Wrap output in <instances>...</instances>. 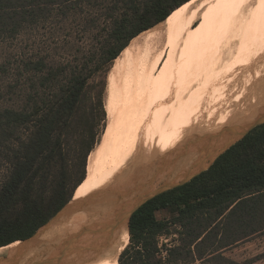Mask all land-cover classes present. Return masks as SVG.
<instances>
[{
    "label": "bare ground",
    "instance_id": "1",
    "mask_svg": "<svg viewBox=\"0 0 264 264\" xmlns=\"http://www.w3.org/2000/svg\"><path fill=\"white\" fill-rule=\"evenodd\" d=\"M163 24V31L132 39L113 63L104 140L89 161L84 182L32 238L0 248V259L20 253L27 259L115 216L159 164L177 159L176 173L187 161L189 148L182 149L190 140L264 111V0H190ZM221 90L189 111L195 101ZM202 119V128L189 139L188 130ZM180 149L184 153L176 154ZM128 237L123 234L113 254L91 264H117Z\"/></svg>",
    "mask_w": 264,
    "mask_h": 264
},
{
    "label": "trees",
    "instance_id": "2",
    "mask_svg": "<svg viewBox=\"0 0 264 264\" xmlns=\"http://www.w3.org/2000/svg\"><path fill=\"white\" fill-rule=\"evenodd\" d=\"M72 1L0 0V36L17 33L45 8ZM188 1H123L129 8L114 26L111 43L116 48L104 52L106 61L115 60L131 39ZM24 67L31 74L29 86L24 85L28 90L24 102L0 110V157L8 166L0 184V248L32 237L82 183L69 198L63 182L59 190L46 192L53 169L63 164L65 144L87 81L100 69L99 65L71 62L53 66L43 59L26 62ZM90 150L88 144L87 154ZM159 210L176 213L175 224L182 228L179 245L169 251V263L198 258V248L208 249V256L221 257L216 253L264 232V125L222 154L206 172L139 208L130 221L131 240L139 248L122 254L119 264H161L155 258V239L168 225L156 220L154 214Z\"/></svg>",
    "mask_w": 264,
    "mask_h": 264
},
{
    "label": "rangeland",
    "instance_id": "3",
    "mask_svg": "<svg viewBox=\"0 0 264 264\" xmlns=\"http://www.w3.org/2000/svg\"><path fill=\"white\" fill-rule=\"evenodd\" d=\"M123 1L139 3L146 0H75L65 5L45 8L43 14L39 15L37 19H30L16 31L17 33L0 36V110L17 108L21 102H24L23 98L28 94L25 86H29L31 80V74L25 71L26 62L43 59L53 66L65 62L86 64L88 67L100 66L96 74L87 81L83 101L76 110L73 125L65 144L63 164L56 166L49 177L50 184L46 189L48 195L51 191L59 190L63 182L64 192L69 198L73 194L75 186L82 180V183L84 182L89 161L103 143L108 121L105 111L107 77L113 63L121 55L120 52L115 60L107 62L104 52H107L109 48H116V43L113 45L111 43V34L116 22L122 19L124 11L129 8L125 7ZM164 21L140 33L135 38L150 30L163 31ZM131 42L132 39L128 44L130 45ZM161 65L162 63L159 67ZM196 68L198 69V67ZM196 68L193 70L194 74H198L195 71ZM228 91L225 90V93ZM222 93L223 90L212 92L209 94L210 97L207 95L199 102L195 101L189 111L196 109L203 99L211 100ZM233 94H230L226 102ZM221 103L220 108L223 106V101ZM242 110L246 109L243 107ZM257 115L259 113L255 116ZM245 120L247 119H237V121L221 127L220 130ZM202 125L203 119L201 123L195 124L188 130V138L195 136ZM88 144L89 148L91 146V150L87 154ZM187 157L186 159H188ZM7 171L6 161L0 157V184ZM173 174L170 172L166 178L169 179ZM115 193L116 191H113V194ZM154 216L157 221L165 222L168 225L166 232L158 235L155 239V258L160 260L161 264H264V232L216 253L221 257L208 256V249L198 248L201 254L199 257L203 259L195 256L187 261L169 263V259H171L169 251L179 245L182 228L181 225L175 224L174 220L177 214L174 212L159 210L155 212ZM138 248L131 240L129 232L128 242L121 254H118L117 264H119L122 254L126 251L128 255L132 254ZM192 250L195 248L192 247Z\"/></svg>",
    "mask_w": 264,
    "mask_h": 264
},
{
    "label": "water",
    "instance_id": "4",
    "mask_svg": "<svg viewBox=\"0 0 264 264\" xmlns=\"http://www.w3.org/2000/svg\"><path fill=\"white\" fill-rule=\"evenodd\" d=\"M261 125H264V111L239 124L190 140L182 150L185 147L189 148L186 150V156L188 154L191 156L176 173L169 179L166 178L173 172V167L176 168L177 159L170 165L162 164L163 162L159 164L151 172V180L143 184V189L115 216L78 231L61 242L48 244L27 259L20 253L14 259L7 261H4L5 258L0 259V264H91L105 254H113L117 250L121 236L125 233L129 236L131 218L139 208L155 197L181 187L209 170L222 154ZM183 153L181 149L176 152Z\"/></svg>",
    "mask_w": 264,
    "mask_h": 264
}]
</instances>
